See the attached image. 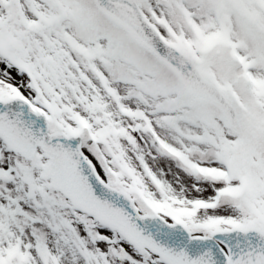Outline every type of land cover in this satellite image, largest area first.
<instances>
[{"label": "snow or ice", "instance_id": "obj_1", "mask_svg": "<svg viewBox=\"0 0 264 264\" xmlns=\"http://www.w3.org/2000/svg\"><path fill=\"white\" fill-rule=\"evenodd\" d=\"M0 264H264V0H0Z\"/></svg>", "mask_w": 264, "mask_h": 264}]
</instances>
